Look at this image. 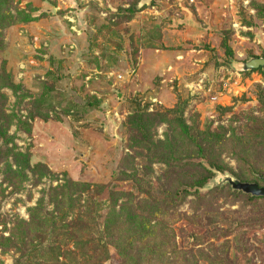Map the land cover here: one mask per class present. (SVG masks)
<instances>
[{
  "label": "rangeland",
  "instance_id": "obj_1",
  "mask_svg": "<svg viewBox=\"0 0 264 264\" xmlns=\"http://www.w3.org/2000/svg\"><path fill=\"white\" fill-rule=\"evenodd\" d=\"M264 0H0V264H264Z\"/></svg>",
  "mask_w": 264,
  "mask_h": 264
},
{
  "label": "water",
  "instance_id": "obj_2",
  "mask_svg": "<svg viewBox=\"0 0 264 264\" xmlns=\"http://www.w3.org/2000/svg\"><path fill=\"white\" fill-rule=\"evenodd\" d=\"M264 67V58H251L239 65V70L249 72ZM224 182L229 183L235 190L242 191L254 197H264V187H258L257 184L240 183L229 176L224 177Z\"/></svg>",
  "mask_w": 264,
  "mask_h": 264
}]
</instances>
